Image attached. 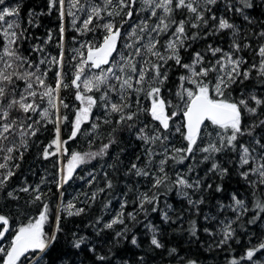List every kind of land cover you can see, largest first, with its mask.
<instances>
[{"label":"snow or ice","instance_id":"snow-or-ice-1","mask_svg":"<svg viewBox=\"0 0 264 264\" xmlns=\"http://www.w3.org/2000/svg\"><path fill=\"white\" fill-rule=\"evenodd\" d=\"M53 9L61 21L57 53L45 48L51 29L44 43L26 48L29 28ZM66 16L79 34L71 37L77 46L67 61ZM69 90L71 100L62 95ZM49 125L45 144L39 137ZM122 133L139 145L125 180H140L126 185L113 215L89 221L92 237L73 231L70 219L87 216L114 181L103 171L104 186L90 194L65 200V191L77 169L94 158L108 156L107 167L119 172L126 154ZM80 136L87 149L70 148L69 141ZM37 144L39 155L52 158L53 179L45 169L38 182H16L25 153ZM188 160L184 171H176L178 162ZM233 174L244 184L229 192L227 204L218 203L232 214L203 216L205 222L218 220L216 227L203 228L216 236L209 251L239 240L245 216L247 224L264 220V0H44L35 8L25 0H0V264H85L89 256L92 264H113L111 247L98 242L96 233L112 247L128 239L129 224L159 208L161 190L175 188L187 199L189 213L199 215L214 193L228 191L225 182ZM87 175L93 185L96 169ZM160 215L170 219L167 211ZM146 226L150 242L141 248L144 254L116 264H149L150 254L166 247L161 228L150 220ZM199 227L196 219L188 221L189 243L198 239ZM246 234L243 254L231 255L226 264H264V235L250 229ZM131 243L140 247L135 234ZM168 252V264H204L198 254L182 256L176 247Z\"/></svg>","mask_w":264,"mask_h":264},{"label":"trees","instance_id":"trees-1","mask_svg":"<svg viewBox=\"0 0 264 264\" xmlns=\"http://www.w3.org/2000/svg\"><path fill=\"white\" fill-rule=\"evenodd\" d=\"M25 4L28 8H35L37 5L43 6L44 0H25ZM60 23V18L55 9H53L51 13H45L41 15L40 23L35 27L29 28L30 38L25 44V47L31 48V45L35 43L36 40L44 43V38L47 36L49 29H51L52 39L45 44V48L48 53L56 54L58 51V45L56 41L59 39L58 27ZM63 23L65 24L64 47L65 60L67 61L70 55V50L77 46L71 42V37L73 35L79 34L76 33L71 27L70 17L66 16ZM32 37H35V40L32 39ZM226 39L227 37H225V40ZM34 55L38 58L40 53H34ZM67 70L68 69L66 66L65 71L67 72ZM52 75L53 73L49 72V82H52ZM62 95L66 96L69 100L72 98L70 90L62 91ZM61 129V135L63 136L66 132V129L63 125L61 126ZM51 133L52 126L49 125L48 131L40 135L39 140L46 144L47 141L51 139ZM85 139L86 138L84 136H80V138L74 142L69 141V147L84 151L87 149ZM120 139L123 141L120 146L125 148L126 154H122L120 156L122 163L120 170L116 175H113L110 169L107 167L108 164L112 163V160L108 156L103 158L97 157L92 161H89L87 165L80 166L77 169V173L74 174V178L70 181L65 191V200L76 196L77 193H83L87 191L90 194V189H94L95 187H103V171H108L109 175L114 181L111 190L105 189L103 193H99L97 195L95 203H93L91 208L88 209L87 216H80L70 219L69 226L71 227L72 224L76 226L75 228H72L73 231L82 230L83 234L92 237L95 230L89 224V221L98 215H103L105 219L113 215L115 210H118L120 207L122 194L128 191L126 185L133 184V180H140V178L134 176L125 180V168L128 164L129 158L131 157L132 152L136 151L139 147L137 138H133L122 133ZM97 143H99V141H97ZM176 143L177 146H180L178 141ZM39 151L40 145L37 144L25 153V158L16 177V182H20L24 178H27L29 182H38L39 178L45 175V169L48 172L47 179L49 181L53 179L54 169L52 167V158L45 160L41 155L38 154ZM111 153H115V148L111 149ZM189 163H191V160L178 162L176 171H184L187 164ZM204 167L205 166L202 164L197 169V174L199 176H204ZM92 169H96L97 180L94 181L93 185H88L86 183L88 178L87 174L91 172ZM233 175V179L225 182L228 191L219 194L214 193V198L206 200V202L203 204L199 215L194 214V210L193 213H189L187 199L179 195L175 188L167 193H164L163 190H161L162 194L160 196L159 208H157L155 212H149L147 217H145L144 213H140L137 216V221L134 224H129V227L132 228V232L128 234V239L122 240L120 244L112 247L108 241L105 240L104 236L100 235L99 233L95 234L98 238V242L102 241L104 242L105 247H111V252L115 259L113 260V256H108L107 253H105V255L109 260H113V264H116V261L130 259L133 255H143L144 253L141 251V248H146L150 242V233L146 226L149 220L151 223L156 224L161 228V238L166 246L164 249L157 250L156 252L150 254L149 264H168V249L171 247L180 249V254L182 256H196L198 254L200 259L204 261V264H226V260L230 259L231 255H242L243 248L246 247L249 242V236L246 233H248V230L250 229L251 232L256 233L257 236L264 235V220L258 219L254 224H247L246 220L250 218V216H245L242 218L241 223H244V227L237 228V236L239 237V240L230 241L228 245L222 246L223 250L213 248L211 251H209L207 245L212 244L213 240L216 239V236H213L209 233H203V228L216 227L218 224V220L214 221L210 219L208 222H205L203 220L204 215L210 214L212 217H216L218 212H221L222 216L220 218H222L223 216H230L232 214V210L223 211L218 209V203L223 202L227 204L229 192L244 184L242 179L235 177V174ZM79 177H84L85 179L81 180ZM139 186L144 188L145 183L140 181ZM48 187L52 188L53 193L58 191L51 183L48 184ZM241 190L243 191V188H241ZM129 198H132L131 194L129 195ZM79 199L82 200L83 196H80ZM108 201H111V203L108 204L107 208H105V204ZM165 204H169L172 207L166 208ZM132 210L133 209L131 205L126 207V211L131 212ZM161 211H167L170 219L167 221L164 220L163 216L160 215ZM181 211H183L182 216L180 214ZM191 219H196L200 227L198 229V239H192L191 243H189L190 237L187 229L188 221ZM116 230H119L118 227ZM110 231L112 230H105L106 233ZM133 234H135L138 241H140L139 248L131 243V235ZM112 238L114 239V233ZM200 241H204L205 243L201 244ZM252 243H255V240H253ZM83 255V253H78V256ZM85 264H92V257L89 256L86 259ZM172 264H175V261H172Z\"/></svg>","mask_w":264,"mask_h":264}]
</instances>
